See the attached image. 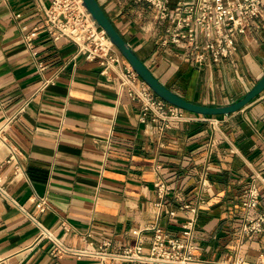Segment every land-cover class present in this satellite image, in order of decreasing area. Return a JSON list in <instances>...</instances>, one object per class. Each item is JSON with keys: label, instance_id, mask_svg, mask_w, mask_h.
Listing matches in <instances>:
<instances>
[{"label": "crops", "instance_id": "obj_1", "mask_svg": "<svg viewBox=\"0 0 264 264\" xmlns=\"http://www.w3.org/2000/svg\"><path fill=\"white\" fill-rule=\"evenodd\" d=\"M50 0H0V264H132L107 258L51 256L34 218L66 248L148 254L156 224L181 237L188 214L168 196V218L154 203L157 175L197 206L192 254L212 264H264V228L242 237L246 215L264 212V90L239 111L203 117L185 112L170 129L148 117L121 85L67 39L39 31L35 55L23 37L42 25L40 5ZM119 35L155 78L188 102H232L264 74V24L236 41L231 59L198 67L172 46H161L163 23L130 0L98 1ZM151 21V22H150ZM120 64H128L118 53ZM41 63V68L37 64ZM22 112L1 131L8 118ZM9 148L16 162H7ZM158 166V169H157ZM207 186L200 193V176ZM254 186V210L241 207ZM201 195L202 202L196 197ZM39 199L45 208L39 211ZM10 201H13L11 203Z\"/></svg>", "mask_w": 264, "mask_h": 264}, {"label": "built area", "instance_id": "obj_2", "mask_svg": "<svg viewBox=\"0 0 264 264\" xmlns=\"http://www.w3.org/2000/svg\"><path fill=\"white\" fill-rule=\"evenodd\" d=\"M96 1L113 3L116 0ZM130 3L149 6L152 10L150 20L155 24H164L158 43L181 50L198 67L233 58L237 39L251 31L255 20L264 24V0H130ZM40 9L43 14L42 25L34 27L23 37V43L32 55L36 54L33 39L39 31L44 32L52 41L67 39L87 61H96L102 67V73L114 72L121 76V85L126 88L130 99L139 106L141 120L148 117L152 123H159L162 131L170 129L174 123L186 120V111L165 103L150 91L129 66H121L117 50L105 33L94 26L81 0H50L47 6L40 5ZM37 67L41 68V63ZM251 87H246L245 92ZM21 112L22 108L8 118L1 131ZM15 158V151L9 148L7 162L15 163ZM200 182L201 193L207 186L204 174L200 176ZM0 193L8 200L1 188ZM154 193L157 201L153 205L159 212L168 218L174 217L173 212L164 205L165 199L172 196L178 204V210L188 216L181 225V237L167 234L156 224L148 226L151 242L146 255L141 253L139 246L124 248L117 253L105 252L107 244H103L98 250L66 248L39 222L29 218L38 230V239L50 242L51 256L72 254L77 258H107L114 263L132 264H212L198 260L192 254V230L197 206L180 191L166 184L160 175L155 178ZM200 193L196 197L197 203L202 202ZM258 201V190L250 186L242 192L240 205L249 212L257 207ZM10 202L14 204L13 201ZM44 208V200L39 199V211L42 212ZM263 228L264 212H261L253 217L246 215L239 231L242 237H248L261 233ZM234 264L249 263L239 257Z\"/></svg>", "mask_w": 264, "mask_h": 264}, {"label": "water", "instance_id": "obj_3", "mask_svg": "<svg viewBox=\"0 0 264 264\" xmlns=\"http://www.w3.org/2000/svg\"><path fill=\"white\" fill-rule=\"evenodd\" d=\"M81 4L94 26L105 33L111 45L114 46L117 52L126 61L130 69L153 94L168 105L203 117L229 115L242 109L264 90L263 74L248 91L232 102L212 107L188 102L172 92L153 76L146 65L139 60L132 48L119 35L96 0H81Z\"/></svg>", "mask_w": 264, "mask_h": 264}]
</instances>
